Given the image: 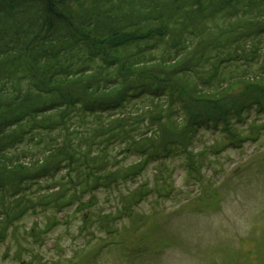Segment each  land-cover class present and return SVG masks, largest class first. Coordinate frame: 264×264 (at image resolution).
I'll return each mask as SVG.
<instances>
[{
	"label": "trees",
	"instance_id": "obj_1",
	"mask_svg": "<svg viewBox=\"0 0 264 264\" xmlns=\"http://www.w3.org/2000/svg\"><path fill=\"white\" fill-rule=\"evenodd\" d=\"M262 82L264 0H0V171L15 161L7 175L23 173L0 179V232L33 210L6 204V191L29 197L67 170L73 204L132 173L106 166L113 145L141 153L140 164L165 158L170 147L135 141L144 120L156 134L178 130L172 157L189 154L186 140L204 130L244 140L250 130L236 121L264 113ZM146 101L157 117L130 112ZM198 102L217 119L192 113ZM202 161L189 155L191 175Z\"/></svg>",
	"mask_w": 264,
	"mask_h": 264
},
{
	"label": "rangeland",
	"instance_id": "obj_2",
	"mask_svg": "<svg viewBox=\"0 0 264 264\" xmlns=\"http://www.w3.org/2000/svg\"><path fill=\"white\" fill-rule=\"evenodd\" d=\"M150 106L146 101L130 112L157 117L159 110H148ZM191 109L204 120L217 119L200 102ZM104 118L108 120H98ZM245 120L236 121L250 130L241 148L229 147L220 130H204L186 140L189 154L181 150L174 157L140 164L141 153L121 152L122 146L115 144L106 166L112 173H134L126 178L116 174L114 183L83 192L73 204L64 206L74 191L67 170L54 183L42 180L43 190L29 197L6 191V204L24 200L33 210L17 214L12 226L0 232V264H264V113ZM141 121L135 122L140 126ZM146 123L131 129L133 135L143 134L136 142L151 139V145L160 144L165 151L170 147V152L171 143H180L172 124L156 134ZM189 155L203 160L199 176L188 171ZM18 164L2 169L0 179L18 183L23 173L7 175ZM144 192L148 194L142 197ZM50 195L59 200L52 203L46 199ZM36 198L48 202L38 206ZM3 218L0 214V223Z\"/></svg>",
	"mask_w": 264,
	"mask_h": 264
}]
</instances>
